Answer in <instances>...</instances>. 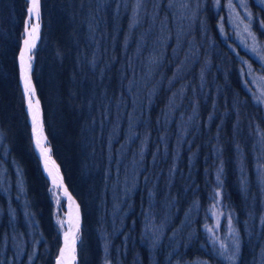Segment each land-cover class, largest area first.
<instances>
[{"label":"trees","instance_id":"1","mask_svg":"<svg viewBox=\"0 0 264 264\" xmlns=\"http://www.w3.org/2000/svg\"><path fill=\"white\" fill-rule=\"evenodd\" d=\"M226 1L41 0L32 78L83 214L77 264H217L216 200L237 229L225 255L264 260V67L230 36ZM28 5L0 0V264H55L61 245L19 86ZM27 216L40 228L24 232Z\"/></svg>","mask_w":264,"mask_h":264},{"label":"bare ground","instance_id":"2","mask_svg":"<svg viewBox=\"0 0 264 264\" xmlns=\"http://www.w3.org/2000/svg\"><path fill=\"white\" fill-rule=\"evenodd\" d=\"M40 2H41V0H40ZM30 5H31V0H29V5L26 9V15H25L24 21H23V23H24L23 36L24 37L21 40V47H20V50H19L20 52H19V56H18L19 86H20L22 98L24 100L25 111H26V114L28 117L27 121H28V124L30 127V144H31V147L33 149V152H34V154H35V156H36V158L40 164V167H41L42 161L44 164L47 161L48 169L52 172V176H49L48 172L46 171L48 174V177L50 178V180H52L53 177H56L57 183L59 184V183L63 182L62 178H61L60 169L57 166V164L55 163L56 161H55V159L51 153V149H50V146H49V143L47 140V135L45 133L44 126H43V114H42L41 104H40V101L38 99L36 86L34 85L33 78H32L33 59H34V54H35V51H36V48L38 45V44H36V42L38 41V37L40 40V35H38V34H39V32L41 33V30L43 27L42 18H41L42 6L40 3V5H39V15L40 16L37 19L35 17V15L29 17L28 8L30 7ZM26 21H28L27 25H26ZM26 27H27V32H26ZM26 39L29 42L27 46L25 45ZM22 50H25V55L23 56V63H24V70L23 71H22V57H21ZM29 69H31L30 72H31V78H32V82H33V85H30V87H31V91L34 93V95H31L30 97H25V94H24L25 93V82L26 81L29 82L28 81V77H29L28 70ZM261 78L264 81V75H262ZM262 83H264V82H262ZM29 98L31 99V102H32V112L37 115V133H36V136L33 135V120H32V115H30V112H29ZM37 139H39V141H40V144H41L40 148L37 147ZM42 150H44L46 152L45 157L41 156ZM234 176L236 177V175H234ZM59 191L62 192L65 196L66 209L64 212V226L66 229L65 232L70 233L69 242H71V239H72L71 233L75 232L76 236L78 233V231L76 229L77 215H78V217L81 218V222L83 223V214H82L81 208H80V210H78L76 208L75 201H77V200L72 195L71 192H70V194L73 197V199L72 198L69 199L68 194L66 195L61 188L57 189V193ZM196 204L200 208L201 204L199 203V201H197ZM225 206H227V205L225 204ZM191 210H192V208H191ZM80 218H79V221H80ZM37 220H39V219H35V218H33V216H27V218L24 219V222L27 224V226L24 227L23 231L25 232L28 229V227L30 229L31 228H36V229L38 228L39 229L40 223ZM53 223L55 226L58 225L57 217L55 216V214H54V218H53ZM79 227H80V223H79ZM78 230H79V228H78ZM65 232L63 233L64 234L63 244H61L57 248V250H59V252L65 243ZM60 240H61V238H60ZM60 240L58 241L59 244L61 243ZM59 256H60V253L59 254L57 253V258ZM65 259L71 260V257L66 255ZM55 261H56L55 264H57V259ZM71 264H75V259H74V261H71Z\"/></svg>","mask_w":264,"mask_h":264},{"label":"rangeland","instance_id":"3","mask_svg":"<svg viewBox=\"0 0 264 264\" xmlns=\"http://www.w3.org/2000/svg\"><path fill=\"white\" fill-rule=\"evenodd\" d=\"M227 3H228V0L224 4L223 9H224V14H226V16H228V24L230 27H232L231 29H229L230 36L232 37L233 41L236 43L237 47H239L240 50L242 49V51H245L246 53L252 55L254 58H257V61L260 62L262 64V66L264 67V59H262V58H264V37L260 36L263 34L262 32L264 31V28L261 27V21L257 20L255 23L256 19L253 17L252 21H248L247 19H244L243 23L234 22V18L230 17L229 9L227 7ZM245 3L247 4V11L251 12V10L249 8L248 1L245 0ZM256 3L264 11V3H261V0H256ZM215 7L217 9L220 8V7L218 8L216 5H215ZM242 11H244V9H237V12H242ZM254 23H255L256 27H254ZM244 24H249L250 31L256 37V41H255L256 51L252 50L253 41L249 37L248 32L244 31ZM222 34H223V32H222ZM245 45H247V47H245ZM252 77H253L254 83H256L258 81L257 86H256L258 91L253 93V96L256 99L255 102L257 103L259 101L258 104H260V105L262 104L264 106V102H261L262 100H264V83H262L264 81L261 78V76H252ZM253 86L255 88V84H253ZM251 92H253V91H251ZM51 188L53 189V187H51ZM52 194H53V192H52ZM58 196H59V204H57V197L53 195L54 211H55V216L57 217V223H58L57 226L59 228V231L61 229V224H63V230L61 229L60 232L58 231L59 233H61L59 236L61 237V242L63 243V238H64L63 233L66 231L65 226H64V212L66 209V203H65V196L62 195L60 191L58 192ZM220 208L221 207L219 204L215 209H213V206L211 207V209H210L211 211H209L206 215V218L208 217L210 220L204 224V231L209 238V241H210L209 246L212 249L211 252H213L214 254L217 253V251L219 253H221V252L224 253V255L220 254V256H221V258H219L220 261H215L217 264H238L239 255H240V253L238 251L235 252L236 257L234 258V260L227 259V257L232 256L231 254H230V256L225 255V253H227V248H226L227 242L230 241V243H231V241L233 239L235 241L237 240V229L235 228L233 223L231 224V228L229 227V224H228L229 218L227 215H225L222 211L219 210ZM213 211H216L218 216H219V222L218 223H217L216 217H214L212 215ZM222 225H224V226H222ZM207 228H212L213 231L209 232V231H207ZM222 230L224 231L223 235H222V237L224 239H221V237H219V235H218V232L222 231ZM260 230L261 231H259L257 229L259 234L261 232H262V234L256 235L257 239L255 240V243L258 246L257 253L261 254V256H262V252H264V232H263L264 231V225H262L260 227ZM77 238H78V235H77ZM180 245L183 248V244H180ZM221 245H223V248H221ZM236 245H237V243H232V246L236 247ZM174 249L175 248L173 247L171 249V251ZM217 256H219V255H217ZM211 261H213V259ZM262 262H264V260L262 258H260L256 261L252 262V263L262 264ZM194 264H206V263L203 261H197V262H194Z\"/></svg>","mask_w":264,"mask_h":264},{"label":"snow or ice","instance_id":"4","mask_svg":"<svg viewBox=\"0 0 264 264\" xmlns=\"http://www.w3.org/2000/svg\"><path fill=\"white\" fill-rule=\"evenodd\" d=\"M261 3H264V0H261ZM214 4L219 8L221 6V0H214ZM227 7L229 9V14L230 17L234 18V22H239V23H243L244 19H247L248 21H252L253 20V16L252 13L247 11V4L245 3V0H228L227 3ZM237 9H244V11L242 12H237ZM28 13H29V17L35 15V17L38 19L39 18V6H38V0H31V5L28 8ZM243 18V19H242ZM223 19V17L221 18ZM28 21H26V25H27ZM261 27L264 28V21H261ZM244 31L248 32L249 37L252 39L253 44H252V50L256 51V37L252 34V32L250 31V27L249 24H244ZM26 32H27V27H26ZM221 32H223V27L221 26ZM28 40H25V45H28ZM245 47H247V45H245ZM25 55V50H22L21 53V57H22V71L24 70V63H23V56ZM264 59V58H262ZM25 97H30L31 95H34V93L31 91V87H30V83L29 82H25ZM264 102V101H261ZM29 112L30 115H32V120H33V135L36 136L37 133V115L35 113L32 112V102L31 99L29 98ZM37 147L40 148L41 144L39 139H37ZM41 156L45 157L46 156V152L44 150L41 151ZM45 171L48 172L49 176H52V172L48 169V165H47V161L45 162ZM52 183H53V189H50V191L53 192V195L57 197V204H59V196L57 193V189L58 188H62L63 184L61 183H57V178L53 177L52 179ZM66 192V190H65ZM221 194L220 192L216 193V196L219 197ZM69 199H71V197H69ZM219 204V200H216V202L213 205V209H215ZM212 215L214 217H216L217 219V223L219 222V216L217 214L216 211L212 212ZM59 222V221H58ZM262 223H264V219H262ZM229 227L231 228V224L232 221L231 219H229L228 221ZM79 228V217L77 215V221H76V229L78 231ZM61 229L63 230V224H61ZM207 231L212 232L213 229L212 228H207ZM69 232H65V243L64 246L60 249V256L57 258V264H71V261H74L75 259V242H76V233L72 232L71 236V242H69ZM221 248H223V245H221ZM238 248V245H237ZM70 256L71 260L69 259H65V257ZM221 255H224L223 252H221ZM235 257V252L233 253L232 256L227 257V259L230 260H234Z\"/></svg>","mask_w":264,"mask_h":264},{"label":"water","instance_id":"5","mask_svg":"<svg viewBox=\"0 0 264 264\" xmlns=\"http://www.w3.org/2000/svg\"><path fill=\"white\" fill-rule=\"evenodd\" d=\"M40 0H38V6L40 5ZM40 16V15H39ZM40 33V32H39ZM27 35V34H26ZM39 35V34H38ZM38 41H39V37H38ZM38 41L36 42V44L38 43ZM31 69H29L28 70V72H29V77H28V81H29V83H30V85H33V82H32V78H31ZM42 161V160H41ZM41 169H42V172H43V174H44V176L47 178V180L49 181V183L51 184V185H53V183H52V180H50V178L48 177V174H47V172L45 171V164L43 163V161H42V163H41ZM62 190H63V192L67 195L68 194V196L69 197H71L72 199H73V197L71 196V194H70V192L67 190V188L63 185V187L61 188ZM65 190H66V192H65ZM75 203H76V206H77V209L78 210H80V208H79V206H78V204H77V202L75 201ZM80 218V217H79ZM79 223H80V225H81V218H80V221H79ZM77 243H78V241H76L75 242V250H76V245H77Z\"/></svg>","mask_w":264,"mask_h":264}]
</instances>
